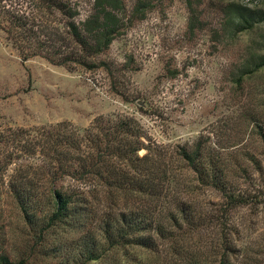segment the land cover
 Returning a JSON list of instances; mask_svg holds the SVG:
<instances>
[{"label": "rangeland", "instance_id": "1", "mask_svg": "<svg viewBox=\"0 0 264 264\" xmlns=\"http://www.w3.org/2000/svg\"><path fill=\"white\" fill-rule=\"evenodd\" d=\"M69 1L77 8L78 21L93 12L94 0ZM121 1L129 23L99 57L105 66L94 71H68L38 56L22 61L0 30V256L25 264H76L85 240L82 233L57 228L36 243L9 187L13 177L21 176L20 166L40 162L13 158L4 171L5 156L18 150L8 141L7 130L33 134L65 124L83 136L98 117H130L147 142L165 154L174 179L170 193L189 200L203 221L189 232L183 256L173 254L167 242L156 251L105 250L99 233L92 231L105 251L87 264H219L227 242L232 248L229 264H264V143L255 128L264 126V67L254 68L257 54L264 53V0ZM138 2L144 4V14L135 18ZM235 6L251 11L252 27L236 32L230 22ZM200 143L206 152L233 158L243 170L235 186L247 205L226 212L227 227L221 225L219 194L197 184L178 157L179 148ZM251 156L255 164L244 160ZM44 177L35 169L29 174L40 195L51 188ZM56 186L75 194L85 190L98 216L108 207L102 188L71 178Z\"/></svg>", "mask_w": 264, "mask_h": 264}, {"label": "trees", "instance_id": "2", "mask_svg": "<svg viewBox=\"0 0 264 264\" xmlns=\"http://www.w3.org/2000/svg\"><path fill=\"white\" fill-rule=\"evenodd\" d=\"M143 9L144 4L138 2L132 16L142 17ZM92 10L87 18L78 21L77 8L69 0H0V30L22 61L38 56L68 71H94L105 66L99 57L121 35L129 19L124 18L121 0H94ZM247 12L251 11L235 6L230 22L236 32L252 27L254 16ZM195 20L194 14L190 31ZM256 57L254 68L259 70L264 67V53ZM255 128L264 143V126L257 124ZM7 133L8 141L18 150L5 156L4 171L13 158L40 162L36 166H20L17 171L21 176L13 177L9 187L36 243L43 242L50 229L82 233L83 252L76 264L99 260L103 251L112 248L156 251L164 242L173 254L185 255L187 236L199 227L202 216L189 200L170 193L174 179L166 156L157 144L147 142L135 119L98 117L83 136L65 124L38 128L33 134L22 129H8ZM177 153L197 184L219 194L224 212L221 225L227 227L226 212L247 205L245 194L235 186V180L242 178L241 165L223 153L206 152L201 143L181 147ZM244 160L256 162L252 156ZM33 169L51 184L47 194H38L29 180ZM65 178L92 189L102 188L106 210L98 216L86 200L85 190L75 194L56 186ZM41 196L45 201L40 200ZM95 230L105 250L92 238L90 233ZM221 249L219 264H229V242L222 244ZM0 264H25V260L12 262L1 255Z\"/></svg>", "mask_w": 264, "mask_h": 264}]
</instances>
